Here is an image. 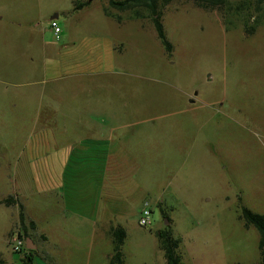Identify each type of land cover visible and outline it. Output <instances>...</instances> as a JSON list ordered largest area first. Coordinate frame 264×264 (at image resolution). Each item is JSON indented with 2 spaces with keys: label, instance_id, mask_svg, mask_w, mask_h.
Segmentation results:
<instances>
[{
  "label": "rangeland",
  "instance_id": "obj_1",
  "mask_svg": "<svg viewBox=\"0 0 264 264\" xmlns=\"http://www.w3.org/2000/svg\"><path fill=\"white\" fill-rule=\"evenodd\" d=\"M73 1L0 0L1 24L7 35L25 36V28L16 27L19 22L38 19L48 29L50 21L42 18L57 14L56 21L67 35L65 42L112 41L113 66L103 65L99 76L81 79L86 94L77 90L53 106L66 110L81 105L94 109L98 122L141 121L145 126L102 129L104 136L117 138L113 147L127 150L118 151V166L106 181L112 189L103 203L100 232L95 241L87 235L69 240L72 254L53 255L54 262L108 264L112 239L106 231L120 226L126 234L121 249L125 264H165L158 232L177 241L176 253L183 264H260L259 235L245 226L241 209L264 216V0H225L224 5L206 7L195 0H173L161 8L170 54L145 10L136 18L113 11L121 21L117 25L102 12L107 0H94L80 12L72 11ZM17 13L22 17L18 19ZM37 37L40 44L41 34ZM54 38L47 34L48 40ZM17 45L0 46V105H9L4 108L10 117L14 84L30 66L22 55L25 49ZM40 50L39 45L29 49L38 81L43 79ZM64 84H39L37 107L50 103L40 98L41 90L56 91L55 86ZM40 131L11 124L0 134V201L17 194L19 203L38 221L48 195L36 191L22 197L16 191L20 179L25 189H34L35 180L29 173L14 175L19 170L14 158L27 153ZM56 133L62 134L60 129ZM61 143L51 145L50 151L69 146ZM39 183H46L42 172ZM134 183L139 188L131 195L127 191ZM144 203L152 214L147 227L138 224ZM18 214V204L0 203L4 264H23L25 252L13 254L9 241L18 228H12L18 225ZM40 228L45 229L43 222ZM38 255L33 254V264L37 260L46 264Z\"/></svg>",
  "mask_w": 264,
  "mask_h": 264
},
{
  "label": "crops",
  "instance_id": "obj_2",
  "mask_svg": "<svg viewBox=\"0 0 264 264\" xmlns=\"http://www.w3.org/2000/svg\"><path fill=\"white\" fill-rule=\"evenodd\" d=\"M91 2L77 12L88 8ZM105 7L107 8V6ZM104 9L102 10L104 16L118 22L117 25H119L121 21L106 16ZM17 14L18 19L22 17L20 13ZM57 17L58 15L55 14L50 18L42 19L50 22L55 21L58 25ZM1 21L2 18L0 17V46L11 43L14 45L16 43L21 44V47L25 49L22 55L23 57L27 56L26 63H29L30 66L21 78L22 80L14 84L18 90L16 89L11 104L14 108L13 116L10 117L8 110L4 108L9 106L8 104H6L7 106L0 105V134L2 135L3 129L11 124L16 128L41 129L35 138L36 141L30 146L27 153H19L14 158V167L17 170L19 168L14 175L22 177L25 175L24 173H29L35 180L34 189H25L22 187L20 179L19 189L16 191L22 192V197H26L27 194L25 193L36 191L48 195V201L44 205L45 209L40 221L33 218L27 212V208L19 203L17 194L12 198L18 207L21 206L26 221L34 224L33 231L29 232L33 245L32 257L34 253H37L46 264H57L54 262L53 255L67 254L69 256L72 254L73 248L69 246V240L77 239L79 235H87L90 242L91 240L95 241L100 232L99 224H101L105 209L103 203L106 195H111L112 189L106 181L118 166L116 165L119 158L118 151L127 150L126 147L124 149L113 147L117 138L104 136L102 129L104 127L109 129L142 128L145 123L131 121L112 125L110 122H98L96 111L90 107L77 105L80 107L74 109L72 106H67L65 110L53 106L55 103L64 102L63 96L69 97L71 93H77V90L86 94V91L80 88L81 79L99 76L100 67L103 65L105 68L113 66L115 46L112 41L107 40L100 43L96 40L80 39L65 42L67 35L64 34L61 27H59V39L54 38L55 41H51L47 39V34L53 35L52 30L49 26L48 29H43L38 24V19L28 21L26 24H22V21L19 22L16 27L19 29L24 27L25 36H20L18 33L15 34V37H11L7 35L6 28L1 24ZM38 33L41 34L40 44L39 42L36 43L35 40L38 38ZM23 37L25 38L23 39ZM38 45L43 58V74L41 76L43 79L39 81L34 79V70L31 67L34 57L29 51ZM22 62L24 63L23 59ZM2 69L3 65L0 67V70ZM58 71L63 74L58 73ZM2 77L4 78V76ZM59 82H65V84L64 86H55L53 89L58 87L56 91L52 89V91H47V88L40 91V98H46L50 103L48 105L41 104L40 108L37 107L38 91L36 87L41 83L47 85ZM70 86L71 88H69ZM57 129L61 130V135L56 133ZM61 141H65L64 144H69L67 149L58 152L57 147H55V152L50 151L51 145L63 144ZM44 147L45 152L43 151ZM4 157L5 155H3L2 160ZM41 172L45 176V185L39 183ZM134 184L130 188L128 187L127 193L132 191V195L134 189L139 188L137 186L139 184ZM122 188L127 189L125 186ZM41 222L45 224L44 230L40 228ZM15 226L17 224L12 228ZM112 228L110 227L109 231H106L109 236ZM65 245L70 247L67 248V251H64ZM37 261L41 263L39 260Z\"/></svg>",
  "mask_w": 264,
  "mask_h": 264
},
{
  "label": "trees",
  "instance_id": "obj_3",
  "mask_svg": "<svg viewBox=\"0 0 264 264\" xmlns=\"http://www.w3.org/2000/svg\"><path fill=\"white\" fill-rule=\"evenodd\" d=\"M91 1L93 0H74L72 11L77 12L83 9L84 7L88 6ZM172 1L173 0H107V8L104 9V13L108 17L119 20V17L116 16L113 11L118 13H132L133 17L136 18L139 16V11L145 10L154 27L158 40L160 41L164 50L170 54L172 52V45L167 40L163 28L161 8L167 6ZM195 2L203 5L204 7H206L208 4L211 6H220L225 4V0H195ZM237 8L238 11L236 13L239 15L240 8ZM1 204L9 207L15 204V201L12 197H8L7 199L1 201ZM241 218L245 222L246 227L251 226L256 229L259 235L258 249L260 253V264H264V216L253 213L246 208H242ZM17 226L25 235L26 239L31 240L29 232L33 231L34 224L32 222L26 221L21 206L19 207ZM110 236L112 239V253L108 264H125L121 252L126 237L124 229L120 226L112 228L110 231ZM157 238L164 254L165 264H183L180 257L176 253L178 246L177 241L174 240L170 234L165 232H158ZM32 253V250H26L20 261L23 264H33ZM0 264H4L3 260L1 259Z\"/></svg>",
  "mask_w": 264,
  "mask_h": 264
},
{
  "label": "built area",
  "instance_id": "obj_4",
  "mask_svg": "<svg viewBox=\"0 0 264 264\" xmlns=\"http://www.w3.org/2000/svg\"><path fill=\"white\" fill-rule=\"evenodd\" d=\"M53 32L55 39H59L60 28L55 21H51L49 25ZM151 211L148 204L144 203V206L140 212L139 226L147 227L151 225ZM26 237L19 228L14 229L9 235L10 249L13 254H22L26 249Z\"/></svg>",
  "mask_w": 264,
  "mask_h": 264
},
{
  "label": "water",
  "instance_id": "obj_5",
  "mask_svg": "<svg viewBox=\"0 0 264 264\" xmlns=\"http://www.w3.org/2000/svg\"><path fill=\"white\" fill-rule=\"evenodd\" d=\"M54 18H56V17H54ZM26 249L27 250H33V245L31 244V240L30 239L26 240Z\"/></svg>",
  "mask_w": 264,
  "mask_h": 264
}]
</instances>
